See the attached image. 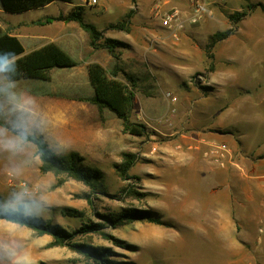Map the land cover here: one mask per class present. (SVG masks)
<instances>
[{
	"label": "rangeland",
	"instance_id": "rangeland-1",
	"mask_svg": "<svg viewBox=\"0 0 264 264\" xmlns=\"http://www.w3.org/2000/svg\"><path fill=\"white\" fill-rule=\"evenodd\" d=\"M139 1V6H145V0ZM77 3L50 4L29 16L53 15L54 10ZM243 5L242 0H205L201 20L186 25L177 40L155 19V26L145 30L144 58L135 45L134 50L126 43L116 49L120 61H125L121 60V49L134 54L131 120L146 126L143 137L123 134L112 115L103 119L101 111L95 116L108 121L109 129L95 132L98 145L72 148L62 132L41 136L35 132L37 128H30L24 112L3 116L1 103L10 93V85L0 69V211L20 213L70 233L84 224H102V232L116 242L98 233L78 234L72 240L109 250L111 261L104 264H227L217 237L207 226L211 221L198 218V206L222 199L224 186L230 181L233 187L228 194L235 198L232 206L237 207H232L231 215L236 231L250 229L249 220L259 216V212L247 210L254 208L253 203L244 202L245 196L257 194L256 189L252 184L243 186V182L257 179L254 164L264 161V16L257 8L232 26L227 15ZM178 10L184 18L191 7L187 2ZM21 18L0 12V38L10 36L12 20ZM229 28H234V33L210 49L213 59L209 60L211 36ZM6 44L2 42L0 49ZM66 70L71 68L51 70L49 81L26 79L19 83L20 90L46 92L55 120L61 121L76 116L82 104L78 96L92 90L86 71L77 74V81L87 89L69 90ZM24 94L18 91L16 101L21 103ZM92 110L95 112L90 109V114ZM194 131L212 133L215 139L202 137L183 143L182 139L188 140ZM28 136L40 137L55 155L75 152L78 166L93 172L94 188L64 175L40 172L36 147ZM219 146L227 150L223 162L216 161L221 154L216 151ZM163 148L195 149L213 171L201 178L199 169L205 165L199 160L182 167L164 163ZM124 153L136 157L126 180L116 171ZM128 190L133 192L129 195ZM131 208L148 210L163 223L135 221L116 228L107 223L111 214ZM67 209L81 215H64ZM214 222L220 224L221 219L214 218ZM241 236L235 237L240 240ZM247 251L255 253L252 245H247ZM40 263L95 264L70 245L56 244L49 235L0 220V264ZM255 264L262 262L259 259Z\"/></svg>",
	"mask_w": 264,
	"mask_h": 264
},
{
	"label": "crops",
	"instance_id": "crops-1",
	"mask_svg": "<svg viewBox=\"0 0 264 264\" xmlns=\"http://www.w3.org/2000/svg\"><path fill=\"white\" fill-rule=\"evenodd\" d=\"M250 1V0H249ZM256 3H263V0H258ZM77 4L73 6H64L62 9L56 6L60 11L54 10L56 13L53 15H45L43 17H31L30 13L45 10L47 6L42 8L27 11L21 14H9V15H22L23 18L12 20L13 24L9 25L10 36L17 38L22 46L23 53H28L35 49L42 47L48 43L57 44L62 50H64L74 61L77 62L75 67H72L68 71V81L66 86L69 90H82L84 87H80L77 81V74L86 71L87 65L91 63L100 64L106 70H110L114 64V60L109 54V52L104 48L93 49L89 44V35L83 31L76 22H63V21H53V22H43L38 23V21L44 20L47 17H57L59 14L66 15L70 13L75 7L81 6L83 8V20L86 23H90L96 27L98 31L102 32L103 38H110L120 41L122 44L126 43L132 48L136 46V51L140 49L142 55L140 57H145V30L148 31L149 28L155 26L153 18V10L159 8L162 11H168L172 8H181L182 5L186 4L187 0H145V6H139L140 1L134 0H96L95 4L89 3V0H77ZM63 2H57L60 4ZM72 3V1H71ZM67 3V4H71ZM54 4V3H52ZM135 4L137 6H135ZM264 4V3H263ZM50 5V4H49ZM129 11H133L127 30H111L107 27L109 25L116 24L125 19V16ZM0 12L5 15V12L1 10ZM87 18V19H86ZM154 21V22H153ZM152 30V29H151ZM140 43V44H139ZM134 50V48H133ZM121 60L125 61L118 62L119 67L128 75L135 78L132 70V60L133 51L127 52L121 49ZM119 53V52H118ZM127 59V60H126ZM123 64V65H121ZM81 72V73H80ZM88 79V76H87ZM8 81V80H7ZM19 81H8L9 82V92L4 103L1 106L4 108L3 116H9L11 113L26 115L24 118L28 120V125L30 128H37L36 133L41 136H46L47 134L62 132L63 135H67V139L70 140V146L72 148L82 147L88 144L98 145V138H96L95 132L100 129L108 131L109 123L105 120H99L96 118L100 112L97 108L91 105L86 99L93 96V90L90 92L79 95L78 97L80 103H82L77 109V115L72 119L66 118L61 120H55L52 113V103L48 98V94L43 92L32 93L37 91L36 89H25L20 90ZM89 83V80H88ZM90 84V83H89ZM92 89V88H91ZM30 90H33L30 92ZM24 92L22 95L23 101H16V93ZM13 92V93H11ZM86 94V95H85ZM13 109V110H12ZM91 111L90 114L89 110ZM11 111V112H10ZM101 111V116L104 118H110L112 115L107 110ZM98 113V114H97ZM94 115V116H93ZM114 124L117 129L121 131V123L115 117ZM8 118V117H7ZM18 121V120H17ZM26 122V120H25ZM103 124V125H102ZM222 136V135H220ZM203 137V138H202ZM228 137V136H226ZM206 139L208 141H214L215 136L211 133L202 132H191L189 139H182L183 143L187 141L195 142L199 139ZM227 142V140H225ZM164 163H174L179 167L187 166L192 164L195 160L202 162L205 167L199 169V175L201 178H207L208 173H212L213 167L204 158L200 157L198 151L185 149H165L163 148ZM207 163L209 165H207ZM202 164V165H203ZM255 166V175L257 179L244 180V184H252L256 189L257 194L245 196V203H253L254 208H247V210H254V212H259L258 217H253L249 220L250 224H247L250 229L242 228L240 232H237L232 223V212L233 208L237 210V207H233V202L235 198H231L228 194L229 188L233 187L229 181L225 184L224 193L221 195L222 199H211L206 206H198V218L211 221L207 223V226L213 231L217 237V242L220 243V250L225 253L227 264H255L259 259L264 264V161H260ZM235 185V183H233ZM212 184H210L211 186ZM213 194V191H210ZM237 202V201H236ZM217 207H215V205ZM233 207V208H232ZM240 207H243L240 204ZM214 218H220V224H214ZM213 223V224H212ZM252 224V225H251ZM216 227H215V226ZM203 228L199 229L202 231ZM237 232V233H236ZM260 234H259V233ZM222 235V237H220ZM236 235H242L239 240L235 237ZM249 235V238H247ZM221 240V241H220ZM247 245H252L254 252L253 255L248 254ZM219 249V248H218ZM248 258V259H247Z\"/></svg>",
	"mask_w": 264,
	"mask_h": 264
},
{
	"label": "trees",
	"instance_id": "trees-1",
	"mask_svg": "<svg viewBox=\"0 0 264 264\" xmlns=\"http://www.w3.org/2000/svg\"><path fill=\"white\" fill-rule=\"evenodd\" d=\"M72 0H0L1 10L9 14H21L27 11L36 10L52 3L63 2L71 3ZM244 5L238 11H235L227 18L232 26L241 22L245 17L252 13L255 9H259L264 16L263 3H251L249 0H242ZM134 3V0H132ZM133 11H129L125 19L109 25L107 28L111 30H127L129 19ZM83 8L75 7L66 15L59 14L57 17H47L38 21L53 22H76L79 27L89 35V44L93 49H106L114 60V64L110 70H106L100 64L91 63L87 65V76L90 86L93 90V96L86 99L98 111L107 110L115 116L121 123V132L123 134L134 137H143L147 134V128L142 123L133 122L131 120V112L134 105V78L126 74L118 65L119 54L116 49L122 47L120 41L103 38L102 32L96 27L83 20ZM234 33V28L214 33L210 38L208 45L207 57L213 59L210 49L218 42L227 39ZM7 43L5 49H0V57H5L6 62L0 65V69L8 81H19L26 79H35L49 81L51 79L50 72L56 68H72L77 65L64 50L55 43H48L42 47L23 53L19 40L15 37L3 35L0 38V44ZM27 139L36 147V154L40 160L39 170L42 173H52L56 176L64 175L75 181L94 188L92 183L93 172L83 170L78 166L79 157L75 152L64 155H55L47 148L40 137L28 136ZM124 161L116 166V171L122 180L129 179L128 174L130 168L134 165L136 157L132 153H124ZM133 190H128L130 195ZM88 202L92 206L91 200ZM64 215H81V212L74 209H67ZM0 220L17 224L32 230L38 235H49L58 245H70L75 251L83 254L87 258L93 260L95 264H104L108 260L109 250L98 248L89 244L73 242L75 235H87L89 233H98L102 236L115 241L111 236L102 232V224H84L73 232H66L55 228L49 224H43L39 221L31 220L20 213L2 212L0 211ZM108 224L113 228L125 225L135 221H147L155 224H162V220L153 217L148 210H140L136 208L126 209L121 212L111 214L106 218ZM116 242V241H115ZM115 264V262H108ZM44 264V263H40Z\"/></svg>",
	"mask_w": 264,
	"mask_h": 264
},
{
	"label": "built area",
	"instance_id": "built-area-1",
	"mask_svg": "<svg viewBox=\"0 0 264 264\" xmlns=\"http://www.w3.org/2000/svg\"><path fill=\"white\" fill-rule=\"evenodd\" d=\"M191 11L184 18L179 17V10L177 8H172L168 11H162L159 8H155L152 12L153 18H155L159 26L164 30L172 34L173 38L176 40L179 38V33L184 29L186 25H192L203 17L205 9V0H187ZM89 3L95 4L96 0H89ZM219 153V157H216V161H222L226 155L227 150L224 146H219L216 148Z\"/></svg>",
	"mask_w": 264,
	"mask_h": 264
},
{
	"label": "clouds",
	"instance_id": "clouds-1",
	"mask_svg": "<svg viewBox=\"0 0 264 264\" xmlns=\"http://www.w3.org/2000/svg\"><path fill=\"white\" fill-rule=\"evenodd\" d=\"M6 62L5 57H0V65L4 64Z\"/></svg>",
	"mask_w": 264,
	"mask_h": 264
}]
</instances>
